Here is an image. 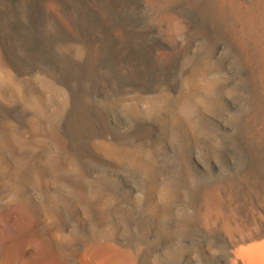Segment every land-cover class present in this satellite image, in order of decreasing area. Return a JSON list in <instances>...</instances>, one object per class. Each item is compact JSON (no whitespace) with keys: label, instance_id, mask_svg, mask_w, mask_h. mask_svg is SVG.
<instances>
[{"label":"bare ground","instance_id":"1","mask_svg":"<svg viewBox=\"0 0 264 264\" xmlns=\"http://www.w3.org/2000/svg\"><path fill=\"white\" fill-rule=\"evenodd\" d=\"M224 156L264 158V0H0V264H264Z\"/></svg>","mask_w":264,"mask_h":264},{"label":"rangeland","instance_id":"2","mask_svg":"<svg viewBox=\"0 0 264 264\" xmlns=\"http://www.w3.org/2000/svg\"><path fill=\"white\" fill-rule=\"evenodd\" d=\"M219 158V157H218ZM217 158V159H218ZM221 158H223V157H221ZM221 158H219L218 160H222V161H226V160H228L227 162H229L230 164H229V169H223L222 171H217V172H213V171H211V170H208L207 169V167H205L204 168V171L202 172V174H201V176H202V179L206 182V183H208V186L210 185V187H209V190L210 191H208V188L207 189H203V191H202V200L203 199H205L204 200V202H202V204H203V206H204V209L206 208V206H207V208H209V206H212V207H215V208H220L221 206L220 205H222V207H225L226 209H229V210H232V207L230 206V205H232L233 206V210L235 209V211H234V214L236 215L237 214V217H234L233 216V218L234 219H236V220H239L240 218H243L242 216L243 215H245V209H246V207L248 206V207H250L251 205V208H252V210L253 211H255V212H253L254 213V215H255V218H256V216L258 217V219L260 220V221H264L262 218H264L263 216L264 215H262V217H260L261 216V214L258 216L257 214H259V213H264V201H263V197H264V193H254V194H248L247 195V193H243V194H234V193H232V192H235L236 190H237V186H243V185H246V184H248V183H252V182H254V181H256L257 183H259V184H264V182L262 181V180H264V179H260V178H258V177H256V175L255 174H253V177H252V174H250L249 175V177H244V173H242V172H238V169H242V168H247V167H250V166H252V165H254L255 167H258V166H260L261 165V163L263 164L264 163V158L263 157H253V159H252V157H242V156H227V158H226V156H224V158L223 159H221ZM255 158H256V161H255ZM261 159H263L262 161H261ZM253 161V164H251V162ZM250 162V163H249ZM260 162V165H258V163ZM251 164V165H250ZM231 165V166H230ZM256 165H258V166H256ZM226 170V171H225ZM238 175V176H237ZM235 176H236V178H235ZM243 176V177H242ZM255 176V177H254ZM224 177V178H223ZM228 177V178H227ZM231 177V178H230ZM226 178V179H225ZM241 178V179H240ZM244 179V180H243ZM246 179V180H245ZM256 179H258L259 180V182H258V180H256ZM232 181V183H231V181ZM235 180V181H234ZM237 180V181H236ZM242 180V181H241ZM250 180V181H249ZM236 182V183H235ZM244 182V183H243ZM247 182V183H246ZM260 182H262V183H260ZM209 183H211V184H209ZM238 183V184H237ZM217 186H216V185ZM220 185V186H219ZM222 185V186H221ZM227 185V186H226ZM229 185H231V186H229ZM233 185V186H232ZM236 185V186H235ZM215 186V187H214ZM219 187L221 188V191H220V189H219ZM226 189V190H225ZM230 189H231V191H230ZM233 189V190H232ZM205 190H207V191H205ZM216 190V191H215ZM217 190H219V192H217ZM227 193H225V192ZM210 192H212V193H210ZM215 194V197H212L214 194ZM219 193V194H218ZM231 193H232V195H231ZM206 194H207V196L209 195V197L211 196V194H212V196H211V198H209L210 200H208V198H207V196H206ZM216 194H218V196L219 197H217V195ZM220 194H223V196L222 195H220ZM225 194V195H224ZM256 194H257V197H256ZM259 194V195H258ZM226 195H227V197H226ZM243 195V196H242ZM204 196V197H203ZM228 196H230V197H233V198H228ZM236 196H239V197H237L236 198ZM263 196V197H262ZM207 199H206V198ZM223 197V198H222ZM243 199H242V198ZM249 197V198H248ZM251 197H253V198H251ZM261 198V199H257V198ZM222 198V199H221ZM236 198V199H235ZM251 198V199H250ZM217 199V200H216ZM220 199V200H219ZM224 199H225V201H224ZM229 201V203H228V201ZM235 199V200H234ZM216 200V201H215ZM233 200V201H232ZM237 200V201H236ZM243 200V201H242ZM261 202H260V201ZM208 201H212V202H210V204L211 205H209V202ZM214 201H215V203L216 204H219V205H216L215 203H214ZM245 201V202H244ZM249 201V202H248ZM252 201V202H251ZM220 202V203H219ZM223 202L225 203V204H223ZM246 202H247V204H246ZM263 202V203H262ZM212 203H213V205H212ZM235 203V204H234ZM246 204V205H244V204ZM254 203V204H253ZM208 204V205H207ZM228 204V205H227ZM243 204V206H241ZM249 204H250V206H249ZM256 205V206H255ZM238 206H241V207H243V208H241V207H238ZM229 207V208H228ZM235 207V208H234ZM256 207V208H255ZM237 208H239V209H237ZM237 209V210H236ZM232 210V211H233ZM243 210H244V212H243ZM257 210H259V213H258V211ZM239 211V212H238ZM241 211V212H240ZM237 212V213H236ZM244 213V214H243ZM256 213V214H255ZM240 217V218H239ZM220 221H221V223H222V221H223V219L221 218L220 219ZM264 223V222H263ZM220 226V227H219ZM219 226H217V230H218V234L219 233H221V237H224V235H225V230L223 229V227H222V224H220L219 223ZM205 233L207 234V233H209L210 231L209 230H207V229H209V227H207L206 225H205ZM224 232V233H223ZM264 236V235H263ZM263 236H261L260 238H258L257 240H259V242L261 241V240H263L264 239V237ZM263 237V238H262ZM249 241V240H248ZM253 240H251V242H247V244H246V242H242L240 245L238 244V245H235L234 247L236 248V246H237V248H238V246H241L242 244L244 245L245 244V246H248V245H250L251 243L253 244V242H252ZM255 242H257L256 240H255ZM251 244V245H252ZM234 247L232 248V249H234ZM236 248V249H237ZM236 249H235V251L234 250H232V252L234 251V252H236V253H234L233 252V255H234V259L235 260H237V264H239L240 262V264H243L242 262H244L245 264H248V259H243L241 256H239V255H237V251H236ZM240 261V262H239ZM249 264H252V263H249Z\"/></svg>","mask_w":264,"mask_h":264}]
</instances>
